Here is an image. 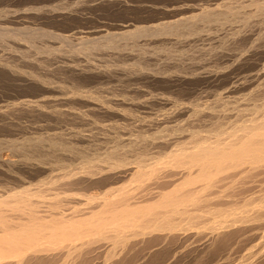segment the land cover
<instances>
[{
	"label": "rangeland",
	"instance_id": "374dc122",
	"mask_svg": "<svg viewBox=\"0 0 264 264\" xmlns=\"http://www.w3.org/2000/svg\"><path fill=\"white\" fill-rule=\"evenodd\" d=\"M222 1L221 0H203V1L202 0L200 1L199 0H188V1L187 0H0V66L2 68V69L0 68V105L1 106L5 105V107L8 106L11 109V111H9L11 113H7L8 116L6 114L3 116L0 115V160H1L0 164H2L1 165L2 169L0 167V195L4 194V196L5 195L7 196L9 195V193L11 194V192L14 191L15 189L17 191H20V189L23 190L25 188L26 189L29 188L28 190L30 191L33 190L37 192L41 188L42 194L46 195L47 193V196H45L46 198H53V197L55 198V196L58 194L60 196L57 195L56 197L58 198L60 197V200L63 199L61 200L62 202L64 201L68 202V203L64 202V204L67 205L70 204L68 206L78 207V209H80L81 207L83 209V207L85 208V206L83 205L88 202L87 196L88 197L97 196L100 194V191L102 192V189L98 188V186L92 187L90 186L89 183H88L89 186H87L88 185L87 183H85L87 185H84L83 183L77 185V187L74 186L75 188L74 187L71 188L68 185V182L66 183L67 180L65 179L68 173L71 174L72 178L78 176L77 178L80 179L82 177L79 176H83L84 173L90 169L95 170L100 168L102 169L104 167L103 169H105V171H108L110 170L108 168L112 166L116 161H118L117 159L123 158V155H124V159L127 158L125 159L126 161L129 160V164L131 167L134 166V163H136L135 161L138 162L139 157L142 158L144 156H145L144 159H146L147 162L159 163V161H161L160 159H162L164 162V159L167 160V158L165 156L163 158L162 157L159 158V156L162 155L168 156L169 151L173 150L170 149L171 147L168 145L165 144L161 145L159 141H162L165 138L167 140L170 139L173 140L172 137H174L175 139L181 136L180 138H183L181 140L182 141L181 144L182 143L186 144L187 142L185 141H189L188 138L190 136L189 134H192L191 132L196 131V129H197L196 133H199V135H202L203 137L208 136V139L209 136L212 137L210 139L216 138L215 136L226 137V135H228L231 129L232 128L234 129V127H235L234 131H237L239 127L243 126L244 123H246L245 125L253 124V123H249L251 122L250 119L253 122H254L253 119H255L256 122H259L260 119L262 120L264 118V114H263L264 108L262 107L263 105L261 104V103L264 104V89H263L264 87L263 85L264 84V77H263L264 76L263 75L264 74L263 73L264 71L263 70L264 0L261 1L259 0V3H254L255 5L248 1L247 3L245 2L246 4L244 5L243 4L238 5L237 3L229 2V0H226L227 2L224 0ZM225 2L227 6L226 4H224ZM186 5L188 7L196 6L197 9L191 10ZM222 5L225 7H223ZM251 5H253V7ZM254 6H256V8ZM222 8H224V10ZM233 8H235L236 10L233 11L234 10ZM208 9H210L211 11ZM207 10L209 11L208 16H207L208 13ZM229 10L231 11L230 14L232 13L231 15L228 12ZM214 11L216 12L215 14H213ZM236 11L238 12L236 13ZM239 12L242 14V16ZM260 13L262 16L260 15ZM200 15L202 16V18L200 17ZM203 15H205V18H203L204 17ZM233 16L235 17V19H233L234 18ZM258 16H260L261 18H259ZM241 20H243V22H241ZM187 21L188 22L190 21L191 23L190 22L188 23ZM217 21L218 23L216 24L215 22ZM167 24L169 26H175L177 24L176 28L179 29L180 27V29L179 30L176 29L177 30L176 33H178L179 35H177L176 33L174 35H165V34L163 35L156 33L157 34L156 35L154 33L151 34V33L141 32L142 29H147V28L153 29V27L162 28L165 25L167 26ZM179 24H181L182 26ZM124 27H128V28H124ZM137 30L140 31L137 32ZM217 31L219 35L217 34ZM98 44L101 46H99ZM237 57L239 58L240 61L238 60ZM234 60L236 63L234 62ZM259 71H261L262 76L256 77L255 74H258ZM216 72L219 73V75H216L217 74ZM212 73L215 74V77L214 75H212ZM251 74L255 76L250 77ZM238 80L240 81V83ZM242 84L245 86H243ZM257 86L259 88H262L261 89L262 92L259 90V88H257V91H254ZM228 88L231 89L232 92L231 91L228 93L224 92L227 91ZM253 91L255 93H253ZM249 92L252 93L250 94ZM222 93L226 94L227 96L226 95L222 96ZM228 94L229 95L231 94V99L230 98L228 99V97H230ZM82 95H84L83 98ZM154 97H156L157 99H155ZM219 97L220 99L218 101V99L216 98ZM223 97H225L226 100ZM244 97L245 98L248 97V98L245 99ZM168 98H169V102H167ZM221 98H223V100ZM228 100L230 101L228 102ZM23 101L24 103L27 102L29 103V101H32L33 105L35 104L37 105L38 103L37 106L42 113L40 111H38L39 113H37V111L34 110L32 111V109H22L23 107L22 108L16 107L17 104L23 103ZM96 101L98 105H100L99 108ZM226 101L228 105L226 104ZM231 101L233 102L231 103ZM234 102L236 105L233 104ZM247 102H250V104L248 105ZM92 103L95 105H93ZM242 103L244 104V106ZM134 104H136V106ZM176 105L178 106V108ZM205 105H209V106H205ZM15 107L18 109H16ZM92 109L93 110L97 109V110L93 111ZM20 110L22 112H20ZM55 110L58 111L57 113L59 112L62 113L56 114ZM87 110L89 113L86 112ZM100 110L102 111L100 112ZM106 110L110 112H107ZM116 110L118 111L120 110L121 111L119 112L120 114ZM239 110L242 111L243 114ZM248 110H250L251 112ZM253 111H255L254 114ZM193 112L194 114L196 113L195 116L197 118L194 117ZM189 118H193V119H189ZM222 118L224 120H222ZM242 119L245 121H243ZM160 120L162 122H160ZM163 120L164 122H166V124L163 123ZM157 121L160 122L159 123L160 126H158L159 124L157 123ZM197 122L199 124L196 125ZM214 123L216 125H218L219 123V125L215 126ZM236 123H239L241 126L239 124L236 125ZM95 124L96 125L98 124L99 126L98 125L96 126ZM163 128L165 129V131ZM210 128L212 131L210 130ZM186 131H188L189 133ZM234 131L232 130V132ZM224 132L227 134H224ZM77 133H80L79 135H81L83 138L79 137ZM158 133H160L161 135ZM155 135L160 140H158L155 137ZM144 137H146L147 139H145ZM148 137L152 138L153 141ZM161 138L163 139L161 140ZM119 139H121V141ZM34 140L35 142H33ZM38 141H40L41 143ZM145 141H147L149 146L145 145L146 144ZM154 141L157 142L158 144L155 143ZM191 142L187 143V145L190 144ZM129 143H131L132 145ZM124 144L125 146L126 145L128 146L124 147ZM151 144L154 146H152ZM35 145H37L38 147ZM116 145H118V147ZM155 145L157 146V148H155L156 147ZM158 145L161 146L162 148L159 147ZM175 145H177V143ZM174 146H172V148L174 149L179 148L178 145H177L178 147H174ZM128 147L130 148L131 153L130 151H128L129 150ZM119 151H120V155L117 158L116 156L118 155L117 153H119ZM96 152H98V154ZM125 155L126 156L128 155V157H125ZM154 156H158V157L154 158ZM102 158L104 159L102 160ZM153 158L157 161H158L157 158H159V161L154 162L155 160H153ZM37 159L38 162L40 161L41 163H38ZM123 169L124 167L123 168L121 167V169L119 168V170H123ZM64 172L66 173V175ZM68 178H70V176L69 177L67 176V179ZM130 179L131 178H128V181ZM131 181L133 180L131 179L129 183ZM36 182L37 183L39 182L38 185ZM122 182H127V178L121 181V183ZM121 183L118 184L119 187ZM124 184L125 183H123L121 186H125L126 184H128V182L125 185ZM130 184L133 185L134 183L131 182ZM130 184L128 185L130 186ZM78 194L80 196H78ZM76 197L78 198L75 199ZM83 199L86 200L87 202L83 201ZM75 201L78 203H76ZM69 202H73V203H69ZM89 203L91 204V202ZM94 203L98 205V201H95ZM77 204L80 205L83 204V205L82 206L79 205L80 206L79 207ZM90 206L91 207L93 206L92 208L96 207L92 204ZM73 209L74 208H72V210ZM87 209L88 211L92 210L91 208H86L85 210L83 209L82 212H80L81 211L80 210L79 213L77 214L75 213V215L82 214L84 213V211L88 212ZM72 210H70V212ZM8 214H10V212H8ZM12 214L13 213L10 214L11 217ZM73 215L74 213L70 214V216ZM19 216L20 215L18 213V215L17 216L15 215L14 217L17 218ZM229 220L231 221L230 218ZM129 237H128L129 241H127L129 242V244L126 242L128 245L127 244L122 245V248L124 249L125 252H126L125 249H127V252L129 250L130 253L123 252L122 251L123 249L121 248L120 245L118 246L113 245L114 247L111 248L112 243H109L108 248L110 249V253L114 251L115 252L114 254L111 253L108 256L104 252V254H101L104 257L98 254L97 257L93 258L94 260L91 259L83 260L86 261L84 263L83 261H81L82 259H76L77 257L75 255H74L75 257L69 259L72 260V262L68 260L67 261L64 260V261L66 263L70 262L67 264H72V263L73 264L76 263L104 264L105 262L107 263L108 260L110 259L111 260L107 264H169V263L170 264H218V262L219 264L220 263L226 264L227 262H229L227 264H236L238 262L240 264H245L248 262V260H250L248 263H252L251 260L253 259L254 264H258V263L264 264L263 261L264 258H262L264 252L261 253L262 250H264V247H262V245L264 246V242L262 241L263 243L261 242L259 243L260 244L259 245L258 244L259 240L255 241L257 242L255 243L253 240L252 241H250L251 239L246 240L247 239L246 237L245 239L244 236L238 234L236 238L237 241L234 238L236 237V235L232 237V240L229 239L226 240L227 242L229 241L230 244L232 242L233 243L235 242V245L233 243L232 245L227 243L225 248L224 244L226 241L223 242L224 244L220 242L218 245L222 244L221 246L216 245L213 247H208L211 249V251L210 249L205 248L199 251H194L195 254L191 250L192 249L191 248V249H187L184 252L187 253L188 255L187 254L184 255L183 252L182 253L177 252L179 250H176V247L174 245L169 246L170 250L168 249L167 245L166 247L162 245L161 248L160 246H154L156 244L155 241H153L152 244V239L149 240L148 238L145 240L148 242V244L147 242L144 241L140 243L141 244L140 246L139 242H137V240L141 238L140 236H139L140 238L139 237L138 239L136 238L135 241L133 235L132 236L129 235ZM243 238L244 240H242ZM245 240L247 241V243L244 242ZM240 241H242L241 245H239ZM97 242L99 243V241H95L92 243L93 245L95 244L96 246V244H98ZM131 242H133L134 244H132ZM92 243L90 242L89 244V242H85L84 244H80L81 245L80 253L84 254L87 251L86 249L90 250L89 246H87V248L85 247L86 245L88 244L91 245ZM144 243H146L145 244L146 246L145 245L142 246ZM131 244L133 246L135 245V250H133L134 247ZM256 244H258L257 247L259 246L258 249L260 247L263 249L261 250L260 248V250H258L256 247L252 248L254 247L253 245L256 246ZM233 245L234 247H236L235 249L234 247H232ZM163 246L165 249L163 248ZM229 246H231L230 249ZM136 247H140V248L136 249ZM152 247H154V250L155 249L157 250V248L160 249L154 251L152 250ZM172 247H174L175 249ZM215 247L216 249L218 248L217 251L219 252L213 250L215 249ZM145 248L148 251H146ZM149 248L152 250V252ZM222 249L223 250L225 249L226 251L224 250L225 251L224 252ZM245 249L246 250L248 249L247 251L249 252L251 250L253 251L254 249L256 250V252L255 251L250 252L252 255V259H248L251 257V255L249 254L250 257H248L247 254V256L245 255L247 257V260H245L246 257L244 258L243 256L247 252ZM202 250H204V252ZM121 251L123 252L122 255L120 254ZM243 251L245 253H243ZM192 252L193 254H191ZM257 252L260 254L258 255ZM118 254H120L121 257H119ZM225 254L228 255L226 256ZM105 255L109 259L105 258L106 257ZM110 255L112 256L110 257ZM257 255L258 256L261 255V257L260 258L256 257ZM224 256L227 258H225ZM253 256L256 258L255 260H257L258 262L254 260ZM241 258H243L244 260ZM237 259L238 261H236ZM240 259L243 262L239 261ZM226 260L227 262H224ZM8 261L12 262L14 260H8ZM53 261L54 260H52V262ZM56 261L58 260H55L54 264H56ZM48 262L50 263L47 264H53L50 260H48ZM59 262L60 263L57 262V264H66L65 262H63V260L62 261L59 260Z\"/></svg>",
	"mask_w": 264,
	"mask_h": 264
},
{
	"label": "bare ground",
	"instance_id": "6f19581e",
	"mask_svg": "<svg viewBox=\"0 0 264 264\" xmlns=\"http://www.w3.org/2000/svg\"><path fill=\"white\" fill-rule=\"evenodd\" d=\"M188 1V0H187ZM200 1V0H199ZM203 1V0H202ZM222 1V0H221ZM226 1V0H224ZM248 2L254 4L259 3V0H229V2L237 3L238 5H244ZM261 1V0H260ZM186 2V1H185ZM220 2V1H219ZM227 2V1H226ZM226 2L224 4H226ZM246 2V3H245ZM200 3V2H199ZM223 3V1H222ZM263 3V2H262ZM229 4V3H228ZM264 4V3H263ZM192 5V4H191ZM202 5V4H201ZM235 5V4H234ZM237 5V6H238ZM255 5V4H254ZM187 6V5H186ZM218 6V5H217ZM223 6V5H222ZM227 6V4H226ZM249 6V5H247ZM253 7V5H251ZM250 6V7H251ZM261 6V5H260ZM188 7V6H187ZM186 7V8H187ZM225 7V6H223ZM233 7V6H232ZM235 7V6H234ZM241 7V6H240ZM243 7V6H242ZM245 7V6H244ZM249 7V8H250ZM256 8V6H254ZM259 7V6H257ZM185 8V7H184ZM191 10L197 9L196 6H189ZM220 8V6H219ZM229 8V7H228ZM262 8V7H261ZM177 9V8H176ZM205 9V8H204ZM217 9V7H216ZM224 10V8H222ZM232 9V8H231ZM230 9V10H231ZM235 11L236 9L233 8ZM245 9V8H244ZM187 10V9H186ZM199 10V9H198ZM206 10V9H205ZM210 10V9H208ZM207 10V16L209 14V11ZM215 10V9H214ZM219 10V9H218ZM228 11L229 14L231 11ZM238 10V9H237ZM241 10V8H240ZM257 10V9H255ZM263 10V9H262ZM261 10V12H262ZM179 11V10H178ZM211 11V10H210ZM217 11V10H216ZM205 12V11H203ZM222 12V10H221ZM238 11H236L237 13ZM244 12V11H243ZM250 12V11H249ZM3 13V12H2ZM1 13V14H2ZM200 13V12H199ZM205 13V14H206ZM216 12L214 11L213 14ZM218 13V12H217ZM224 13V12H223ZM235 13V12H234ZM240 13V12H239ZM204 14V13H203ZM212 14V13H211ZM212 14V15H213ZM232 14V13H231ZM230 14V15H231ZM241 14V13H240ZM239 14V16H240ZM253 14V13H252ZM255 14V13H254ZM199 15V14H198ZM202 15V14H201ZM200 17L202 18V16ZM217 15V14H216ZM229 15V16H230ZM237 15V14H236ZM244 15V14H243ZM257 15V14H256ZM255 15V16H256ZM261 15V13H260ZM6 16V15H5ZM205 18V15H203ZM226 16V15H225ZM242 16V14H241ZM245 16V15H244ZM262 16V15H261ZM234 17V16H233ZM251 17V16H250ZM254 17V16H253ZM261 18L260 16H258ZM198 18V17H197ZM210 18V16H209ZM213 18V17H212ZM219 18V16H218ZM237 18V17H236ZM199 19V18H198ZM235 19V17L233 18ZM254 19V18H253ZM189 20V18H188ZM192 20V19H191ZM204 21V20H203ZM227 21V20H226ZM235 21V20H234ZM232 21V22H234ZM239 21V20H238ZM184 22V21H183ZM188 22V21H187ZM190 22V21H189ZM188 22V23H189ZM196 22V20H195ZM198 22V20H197ZM205 22V21H204ZM240 22V21H239ZM243 22V20H241ZM191 23V22H190ZM216 24L218 23L215 22ZM246 23V21H245ZM248 23V21H247ZM263 23V22H262ZM193 24V23H192ZM191 24V25H192ZM259 24V23H258ZM130 25V24H129ZM160 25V24H159ZM171 25V24H170ZM173 25V24H172ZM177 25V24H176ZM175 26H167L154 28L153 29H142L141 32L143 33H154V34H165V35H174L177 30ZM181 25V24H179ZM154 26V25H153ZM158 26V25H157ZM182 26V25H181ZM207 26V25H206ZM215 26V25H214ZM228 26V25H227ZM246 26V25H244ZM175 27V28H174ZM184 27V26H183ZM186 27V25H185ZM184 27V28H185ZM190 27V26H189ZM209 27V26H208ZM257 27V26H256ZM128 28V27H124ZM123 28V29H124ZM139 28V27H138ZM183 28V29H184ZM193 28V27H192ZM207 28V27H206ZM221 28V27H220ZM137 29V28H136ZM177 29V30H176ZM187 29V28H186ZM191 29V28H190ZM201 29V28H200ZM196 30V29H195ZM254 30V29H253ZM140 31V30H139ZM137 30V32H139ZM187 31V30H186ZM198 31V30H197ZM224 31V30H223ZM126 32V31H125ZM129 32V31H128ZM136 32V31H135ZM140 32V33H141ZM225 32V31H224ZM235 32V31H234ZM251 32V31H250ZM249 32V33H250ZM264 32V31H263ZM122 33V32H121ZM139 33V35H140ZM184 33V32H183ZM196 33V31H195ZM199 33V32H198ZM201 33V32H200ZM205 33V32H204ZM208 33V32H207ZM214 33V32H213ZM156 34V35H157ZM179 35L178 33H176ZM191 34V33H190ZM212 34V33H211ZM218 34V31H217ZM228 34V33H227ZM129 35V34H128ZM136 35V34H135ZM142 35V34H141ZM203 35V34H202ZM207 35V34H206ZM204 35V36H206ZM219 35V34H218ZM233 35V34H232ZM258 35V34H257ZM261 35V34H260ZM79 36V35H78ZM123 36V35H122ZM126 36V35H125ZM182 36V35H180ZM184 36V35H183ZM186 36V35H185ZM191 36V35H190ZM212 36V35H210ZM143 37V36H142ZM198 37V36H196ZM181 38V37H180ZM195 38V37H194ZM215 38V37H214ZM213 38V39H214ZM234 38V37H233ZM238 38V37H237ZM258 38V37H257ZM260 38V36H259ZM202 39V38H201ZM206 39V38H205ZM212 39V38H211ZM221 39V38H220ZM235 40V39H234ZM260 40V39H259ZM255 41V40H254ZM261 41V40H260ZM138 42V41H137ZM196 42V41H195ZM214 42V41H213ZM211 43V42H210ZM226 43V42H225ZM99 45V44H98ZM211 45V44H210ZM226 45V44H225ZM252 45V43H251ZM96 46V45H95ZM101 46V45H99ZM151 46V45H150ZM105 47V45H104ZM128 47V46H127ZM130 47V46H129ZM198 47V46H197ZM217 47V46H216ZM99 48V47H98ZM110 48V47H109ZM171 48V47H170ZM211 48V47H210ZM92 49V48H91ZM95 49V47H94ZM101 49V48H100ZM99 49V50H100ZM112 49V48H111ZM116 49V48H114ZM132 49V48H131ZM223 49V48H222ZM170 50V49H169ZM224 50V49H223ZM91 51V50H89ZM94 51V50H93ZM143 51V50H142ZM164 51V50H163ZM168 51V50H167ZM171 51V50H170ZM227 52V51H226ZM134 53V52H133ZM176 53V52H175ZM180 53V52H179ZM185 53V51H184ZM215 53V52H214ZM224 53V52H223ZM85 54V53H84ZM88 54V53H87ZM138 54V53H137ZM141 54V53H140ZM171 54V53H170ZM218 54V53H217ZM240 54V53H239ZM243 54V53H242ZM125 55V54H124ZM144 55V53H143ZM162 55V54H161ZM225 55V54H224ZM223 55V56H224ZM230 55V54H229ZM84 56V55H83ZM95 56V55H94ZM193 56V55H192ZM243 56V55H242ZM145 57V56H144ZM170 57V55H169ZM244 57V56H243ZM143 58V57H142ZM233 58V57H232ZM238 58V57H237ZM97 59V58H96ZM145 59V58H144ZM178 59V58H177ZM141 60V59H140ZM239 60V58H238ZM244 60V59H243ZM246 60V59H245ZM139 61V60H138ZM143 61V60H142ZM167 61V60H166ZM169 61V60H168ZM240 61V60H239ZM99 62V61H98ZM205 62V61H204ZM235 62V60H234ZM233 62V63H234ZM166 63V62H165ZM175 63V62H173ZM198 63V62H197ZM207 63V62H206ZM210 63V62H209ZM229 63V62H228ZM236 63V62H235ZM244 63V62H243ZM242 63V64H243ZM164 64V63H163ZM226 64V63H225ZM230 64V63H229ZM192 65V64H191ZM202 65V63H201ZM62 66V65H61ZM193 66V65H192ZM134 67V66H133ZM229 67V66H228ZM231 67V66H230ZM233 67V65H232ZM1 68V66H0ZM103 68V67H102ZM117 68V67H116ZM135 68V67H134ZM2 69V68H1ZM70 69V68H69ZM79 69V68H78ZM7 70V69H6ZM74 70V69H73ZM147 70V69H146ZM224 70V69H223ZM264 70V67H263ZM72 71V70H71ZM83 71V70H82ZM99 71V70H98ZM189 71V70H188ZM210 71V70H209ZM229 71V70H227ZM255 71V70H254ZM10 72V71H9ZM103 72V71H102ZM108 72V71H107ZM116 72V71H115ZM142 72V71H141ZM212 72V71H211ZM221 72V71H219ZM15 73V72H14ZM136 73V72H135ZM164 73V72H163ZM217 73V72H216ZM258 73V72H256ZM264 73V71H263ZM12 74V73H11ZM126 74V73H125ZM129 74V73H128ZM134 74V73H133ZM13 75V74H12ZM93 75V74H92ZM172 75V74H171ZM202 75V74H201ZM209 75V74H208ZM212 75L215 74L212 73ZM216 75H219L217 73ZM225 75V74H224ZM256 77H260L261 71H259L258 74H255ZM255 75H252L250 77H254ZM264 75V74H263ZM96 76V75H95ZM144 76V75H143ZM197 76V75H196ZM211 76V75H210ZM242 76V75H241ZM21 77V76H20ZM133 77V76H132ZM162 77V76H161ZM181 77V76H180ZM199 77V76H198ZM196 77V78H198ZM203 77V76H202ZM201 77V78H202ZM209 77V76H208ZM264 77V76H263ZM158 78V77H157ZM184 78V77H183ZM195 78V77H194ZM192 78V79H194ZM200 78V77H199ZM210 78V77H209ZM242 78V77H241ZM98 79V78H97ZM112 79V78H111ZM147 79V78H146ZM185 79V78H184ZM253 79V78H252ZM255 79V78H254ZM259 79V78H258ZM257 79V80H258ZM110 80V79H109ZM124 80V79H123ZM240 80V78H239ZM238 80V81H239ZM260 80V79H259ZM24 81V80H23ZM180 81V80H179ZM237 81V83H238ZM245 81V80H244ZM248 81V80H247ZM236 82V80H235ZM242 82V81H241ZM253 82V81H252ZM256 82V81H255ZM262 82V81H261ZM240 83V81H239ZM244 83V82H243ZM259 83V81H258ZM45 84V83H44ZM232 85V83H231ZM236 85V83H235ZM240 85V84H238ZM243 85V84H242ZM249 85V83H248ZM264 85V84H263ZM45 86V85H44ZM117 86V85H116ZM234 86V85H233ZM245 86V85H243ZM235 87V86H234ZM237 87V85H236ZM261 87V86H260ZM242 88V87H241ZM244 88V87H243ZM258 86L252 90L257 91ZM141 89V88H140ZM262 88H259L261 91ZM264 89V87H263ZM90 90V89H89ZM99 90V89H98ZM227 90V89H226ZM233 90V89H232ZM247 90V89H246ZM251 90V88H250ZM57 91V90H56ZM140 91V90H139ZM231 89L228 88L227 91L224 92H230ZM243 91V90H242ZM253 91V93H255ZM80 92V91H78ZM83 92V91H82ZM137 92V91H136ZM143 92V91H142ZM218 92V91H217ZM232 92V91H231ZM262 92V91H261ZM89 93V92H88ZM234 93V92H233ZM250 93V92H249ZM248 93V94H249ZM252 93V92H251ZM250 93V94H251ZM77 94V93H76ZM81 94V93H80ZM86 94V93H85ZM150 94V93H149ZM221 94V93H220ZM87 95V94H86ZM122 95V94H121ZM144 95V94H143ZM174 95V94H173ZM226 95L222 93V96ZM229 95V94H228ZM253 95V94H252ZM262 95V94H261ZM81 96V95H80ZM150 96V95H149ZM161 96V95H160ZM159 96V97H160ZM203 96V95H202ZM221 96V97H222ZM227 96V95H226ZM225 96V97H226ZM228 99H231V94L229 95ZM246 96V95H245ZM249 96V95H248ZM251 96V95H250ZM256 96V95H255ZM263 96V95H262ZM84 95H82V98ZM88 97V96H87ZM86 97V98H87ZM223 97L225 100L226 98ZM260 97V96H258ZM75 98V97H74ZM102 98V97H101ZM148 98V97H146ZM145 98V100H146ZM157 99L156 97H154ZM161 98V97H160ZM167 98V97H166ZM165 98V99H166ZM223 98H221L223 100ZM245 98V97H244ZM243 98V99H244ZM248 98V97H247ZM245 98V99H247ZM253 98V97H252ZM34 99V98H33ZM56 99V98H55ZM59 99V98H58ZM64 99V98H63ZM80 99V98H79ZM90 99V98H89ZM121 99V98H119ZM152 99V98H151ZM220 99L219 98H216ZM233 99V98H232ZM237 99V98H235ZM241 99V98H240ZM242 99V100H243ZM251 99V98H250ZM46 100V98H45ZM52 100V99H51ZM54 100V99H53ZM65 100V99H64ZM69 100V99H68ZM100 100V99H99ZM115 100V98H114ZM144 100V99H143ZM160 100V99H159ZM196 100V99H195ZM200 100V99H199ZM202 100V99H201ZM27 101V100H26ZM34 101V100H33ZM41 101V100H40ZM55 101V100H54ZM57 101V100H56ZM85 101V99H84ZM93 101V100H92ZM98 101V100H97ZM96 101V103H97ZM117 101V100H116ZM115 101V102H116ZM124 101V100H123ZM129 101V100H128ZM154 101V100H153ZM230 100H228L229 102ZM234 101V100H233ZM231 101V103L233 102ZM241 101V100H240ZM18 102V101H17ZM36 102V101H35ZM134 102V101H133ZM146 102V101H145ZM156 102V101H155ZM169 102V98L167 100ZM208 102V101H207ZM222 102V101H221ZM238 102V101H237ZM236 102V103H237ZM245 102V101H244ZM259 102V101H258ZM28 103V102H27ZM20 103L17 104L16 107L22 108V109H32V111H40L37 105H33L32 101H29V103ZM95 103V102H94ZM143 103V101H142ZM150 103V102H149ZM152 103V102H151ZM172 103V102H171ZM170 103V104H171ZM175 103V102H174ZM248 105L250 102H247ZM252 103V102H251ZM93 104V103H92ZM105 104V103H104ZM109 104V103H107ZM106 104V105H107ZM115 104V103H114ZM132 104V103H131ZM140 104V103H139ZM138 104V105H139ZM168 104V103H167ZM179 104V103H178ZM199 104V103H198ZM226 104L228 105L227 101ZM235 104V102L233 103ZM232 104V105H233ZM243 104V103H242ZM254 104V103H253ZM257 104V103H255ZM264 108V104L261 103ZM13 105V104H12ZM11 105V106H12ZM87 105V104H86ZM95 105V104H93ZM98 105V103H97ZM125 105V104H124ZM130 105V103H129ZM136 106V104H134ZM132 105V106H134ZM147 105V104H146ZM192 105V104H191ZM224 105V104H223ZM226 105V106H227ZM236 105V104H235ZM1 106V105H0ZM14 106V105H13ZM77 106V105H76ZM103 106V105H102ZM113 106V105H112ZM141 106V105H140ZM144 106V105H143ZM177 106V105H176ZM197 106V105H196ZM202 106V105H199ZM209 106V105H205ZM230 106V105H229ZM239 106V105H237ZM236 106V107H237ZM244 106V104H243ZM246 106V105H245ZM253 106V105H252ZM256 106V105H255ZM260 106V105H259ZM15 107V108H16ZM91 107V106H90ZM100 105H98V108ZM114 107V106H113ZM194 107V106H193ZM204 107V105H203ZM222 107V106H221ZM235 107V106H234ZM250 107V106H249ZM16 108V109H18ZM53 108V107H51ZM65 108V107H64ZM92 108V107H91ZM94 108V107H93ZM97 108V107H96ZM139 108V107H138ZM163 108V107H162ZM178 108V106H177ZM183 108V107H182ZM210 108V107H209ZM220 108V107H219ZM224 108V107H223ZM231 108V107H230ZM238 108V107H237ZM258 108V107H257ZM13 109V108H12ZM21 109V110H22ZM45 109V108H44ZM104 109V108H101ZM118 109V108H117ZM122 109V108H121ZM172 109V108H171ZM181 109V108H180ZM184 109V108H183ZM194 109V108H193ZM192 109V110H193ZM199 109V108H198ZM201 109V108H200ZM206 109V108H205ZM208 109V108H207ZM227 109V107H226ZM242 109V108H241ZM259 109V108H258ZM262 109V108H261ZM20 110V112H22ZM90 110V109H89ZM93 110V109H92ZM91 110V111H92ZM97 110V109H95ZM93 110V111H95ZM99 110V109H98ZM108 110V109H107ZM106 110V111H107ZM110 110V109H109ZM166 110V109H165ZM164 110V111H165ZM177 110V109H176ZM233 110V109H232ZM238 110V109H237ZM246 110V109H245ZM251 110V108H250ZM248 110V111H250ZM11 109L7 106H1L0 107V115H7ZM43 111V109H42ZM46 111V110H45ZM62 111V110H61ZM69 111V110H68ZM102 110H100L101 112ZM118 111V110H116ZM152 111V110H151ZM174 111V110H173ZM194 111V110H193ZM220 111V110H218ZM222 111V110H221ZM228 111V110H226ZM230 111V110H229ZM240 111V110H239ZM257 111V109H256ZM259 111V110H258ZM41 112V111H40ZM47 112V111H46ZM58 111L55 110L56 114H61L62 112L57 113ZM88 112V110L86 111ZM97 112V111H96ZM110 112V111H107ZM106 112V113H107ZM112 112V110H111ZM121 112L120 110L118 113ZM125 112V111H124ZM188 112V111H187ZM190 112V110H189ZM196 112V110H195ZM233 112V111H232ZM242 113V111H240ZM246 112V111H245ZM251 112V111H250ZM255 111H253L254 114ZM42 113V112H41ZM44 113V112H43ZM53 113V112H52ZM50 113V114H52ZM64 113V112H63ZM69 113V112H68ZM72 113V111H71ZM89 113V112H88ZM114 113V111H113ZM163 113V112H162ZM175 113V112H174ZM178 113V112H177ZM181 113V112H180ZM202 113V112H201ZM208 113V112H207ZM231 113V112H230ZM229 113V115H230ZM238 113V112H236ZM249 113V112H248ZM34 114V113H33ZM87 114V113H86ZM120 114V113H119ZM122 114V113H121ZM153 114V113H152ZM168 114V112H167ZM172 114V113H171ZM170 114V115H171ZM194 114V112H193ZM196 114V113H195ZM194 114V117H196ZM220 114V113H219ZM223 114V113H222ZM228 114V113H227ZM243 114V113H242ZM245 114V113H244ZM256 114V113H255ZM259 114V113H258ZM261 114V112H260ZM264 114V113H263ZM27 115V114H26ZM49 115V114H48ZM63 115V114H62ZM70 115V114H69ZM103 115V114H102ZM101 115V116H102ZM129 115V114H128ZM163 115V114H162ZM169 115V117H170ZM173 115V114H172ZM202 115V114H201ZM206 115V113H205ZM210 115V114H209ZM212 115V114H211ZM218 115V114H217ZM236 115V114H235ZM249 115V114H248ZM1 116V117H2ZM8 116V115H7ZM112 116V115H111ZM158 116V115H157ZM186 116V115H184ZM191 116V115H190ZM189 116V117H190ZM203 116V115H202ZM201 116V117H202ZM216 116V115H215ZM247 116V115H246ZM253 116V115H252ZM5 117V116H4ZM49 117V116H48ZM84 117V116H83ZM109 117V116H108ZM118 117V116H116ZM163 117V116H162ZM172 117V116H171ZM224 117V116H223ZM245 117V116H244ZM8 118V117H7ZM143 118V117H142ZM153 118V117H151ZM155 118V117H154ZM168 118V117H167ZM197 118V117H196ZM195 118V119H196ZM204 118V117H203ZM208 118V116H207ZM216 118V117H215ZM220 118V117H219ZM240 118V117H239ZM261 118V117H260ZM259 118V119H260ZM263 118V117H262ZM85 119V118H84ZM111 119V118H110ZM135 119V118H134ZM193 119V118H189ZM214 119V118H213ZM227 119V118H225ZM253 119V118H252ZM258 119V120H259ZM149 120V119H148ZM153 120V119H152ZM168 120V119H167ZM198 120V119H197ZM203 120V119H202ZM205 120V119H204ZM218 120V119H216ZM222 120H224L222 118ZM230 120V119H229ZM241 120V119H240ZM243 120V119H242ZM254 122L250 119L253 123L251 125H245L239 127V129L235 130L232 128L231 133L229 132L226 137H218L210 139L212 137L208 136L203 137L202 135H199V133L196 131H192V134H189L190 136L189 141H185L187 143L191 142L187 145V143H182L181 140L183 138H173V140H167L166 138L159 141L161 145L165 144L170 146V149H173L169 151L168 156L162 155L159 156V158H163L164 156L167 158V160L164 159V162L162 159L161 161H158L159 163H151L147 162L144 157L138 159V162L135 161L134 166H130L129 160L126 161L123 158L117 159L112 166H110L108 171H105V169H90L84 173L86 176H79L82 178H72L71 174L66 175V183L68 182V185L73 188L74 186L77 187L79 184L87 185L88 183L92 187L98 186V188L102 189V192L100 191V194L97 196H87V203H83L82 205L85 206L83 209L91 208L92 210L87 211L75 215V213L82 212V208L80 204H77L78 207H70L68 205L70 204H64L62 202L60 197L55 198H46V195L42 194L41 188L39 191L31 192L28 190L29 188H24L23 190L20 189V191H17L16 189L9 195L1 194L0 195V264H47L50 263L48 260L52 262V260H59L70 261V258L77 257L76 259H82L83 260H94V257H97L98 254L102 256L101 254L106 253V255L109 256L111 253H115L114 251L110 253L109 243H112L111 248L114 246L120 245L122 248V245L129 244V235H133L139 242H144L146 239L149 238L155 241L154 246H162L164 245L168 247L174 245L176 247V250H179L177 252L184 253L187 249H191L194 251H199L201 249H205L208 247L213 246H221L218 245L220 242H225L226 240H232V237L235 239L238 235L244 236L246 240L250 241H258V244L262 241L264 242V118L259 122H256L255 119H253ZM257 120V121H258ZM138 121V120H137ZM140 121V120H139ZM145 121V120H144ZM159 121V119H158ZM157 123L159 124L162 122ZM172 121V119H171ZM177 121V120H176ZM193 121V120H192ZM209 121V120H208ZM237 121V120H236ZM245 121V120H243ZM15 122V121H14ZM170 122V121H169ZM183 122V121H182ZM185 122V121H184ZM187 122V121H186ZM207 122V121H206ZM214 122V121H213ZM247 122V121H246ZM163 123L166 124V122ZM172 123V122H171ZM205 123V122H204ZM210 123V122H209ZM222 123V122H221ZM232 123V122H231ZM229 123V124H231ZM112 124V123H111ZM119 124V123H118ZM145 124V123H144ZM164 124V125H165ZM189 124V123H188ZM199 124L198 122L196 125ZM215 124V123H214ZM96 125V124H95ZM98 125V124H97ZM96 125V126H97ZM115 125V124H114ZM126 125V124H125ZM135 125V124H134ZM162 125V124H161ZM174 125V124H173ZM191 125V124H190ZM193 125V124H192ZM205 125V124H204ZM219 125V123H218ZM215 124V126H218ZM233 125V124H232ZM90 126V125H89ZM99 126V125H98ZM107 126V125H106ZM160 126V124L158 125ZM166 126V125H165ZM195 126V125H194ZM210 126V125H209ZM214 126V125H213ZM228 126V125H227ZM24 127V126H23ZM110 127V126H109ZM136 127V126H135ZM138 127V126H137ZM145 127V126H144ZM157 127V126H156ZM155 127V128H156ZM168 127V126H167ZM166 127V128H167ZM174 127V126H173ZM196 127V126H195ZM230 127V126H229ZM111 128V127H110ZM109 128V129H110ZM123 128V127H122ZM141 128V127H140ZM161 128V127H160ZM169 128V127H168ZM172 128V126H171ZM204 128V127H203ZM213 128V127H212ZM220 128V127H219ZM218 128V130H219ZM226 128V126H225ZM68 129V128H67ZM137 129V128H136ZM149 129V128H147ZM164 129V128H163ZM191 129V128H190ZM106 130V129H105ZM139 130V129H138ZM151 130V129H150ZM149 130V131H150ZM159 130V129H158ZM162 130V129H161ZM175 130V129H174ZM180 130V129H179ZM207 130V129H205ZM211 130V128H210ZM217 130V129H216ZM232 130L234 132H232ZM37 131V130H36ZM119 131V130H118ZM140 131V130H139ZM142 131V130H141ZM165 131V129H164ZM163 131V132H164ZM168 131V130H167ZM185 131V130H184ZM209 131V130H208ZM212 131V130H211ZM225 131V130H222ZM220 131V132H222ZM228 131V130H226ZM13 132V131H12ZM76 132V131H75ZM103 132V131H102ZM144 132V131H143ZM159 132V131H157ZM162 132V131H161ZM160 132V133H161ZM174 132V131H173ZM188 132V131H186ZM216 132V131H214ZM158 133V134H160ZM176 133V132H175ZM180 133V131H179ZM184 133V132H183ZM182 133V134H183ZM189 133V132H188ZM207 133V132H206ZM210 133V132H209ZM79 137L83 138L80 133H77ZM133 134V133H132ZM131 134V135H132ZM139 134V132H138ZM224 134H227L224 132ZM91 135V134H90ZM93 135V134H92ZM118 135V134H117ZM116 135V136H117ZM146 135V134H145ZM157 135V134H156ZM155 135V137H156ZM161 135V134H160ZM164 135V134H163ZM169 135V134H168ZM176 135V134H175ZM208 135V134H207ZM217 135V134H215ZM76 136V135H75ZM105 136V135H104ZM141 136V135H140ZM139 136V137H140ZM152 136V135H151ZM57 137V136H55ZM97 137V136H96ZM111 137V136H110ZM129 137V136H128ZM127 137V138H128ZM150 137V136H149ZM148 137V138H149ZM159 137V136H158ZM166 137V136H164ZM169 137V136H167ZM177 137V136H176ZM214 137V135H213ZM76 138V137H75ZM94 138V137H93ZM114 138V137H113ZM125 138V139H127ZM135 138V137H134ZM141 138V137H140ZM147 139L146 137H144ZM157 138V137H156ZM160 138V137H159ZM38 139V138H37ZM138 139V138H137ZM153 141L152 138H149ZM158 139V138H157ZM36 140V139H35ZM35 140L33 142H35ZM49 140V139H48ZM53 140V139H52ZM91 140V139H90ZM104 140V139H103ZM106 140V139H105ZM121 141V139H119ZM118 140V141H119ZM160 140V139H158ZM188 140V139H187ZM37 141V140H36ZM43 141V140H42ZM59 141V140H58ZM68 141V140H67ZM109 141V140H108ZM124 141V140H123ZM122 141V142H123ZM138 141V140H137ZM157 141V140H156ZM180 141V142H179ZM24 142V141H23ZM29 142V141H28ZM40 142V141H38ZM91 142V141H90ZM101 142V141H100ZM104 142V141H103ZM115 142V141H114ZM148 145L147 141H145ZM155 142V141H154ZM41 143V142H40ZM55 143V142H54ZM61 143V142H60ZM65 143V142H64ZM63 143V144H64ZM125 143V142H124ZM132 143V142H131ZM129 143V144H131ZM141 143V142H140ZM144 143V142H143ZM157 143V142H155ZM159 143V144H160ZM177 143L179 148L174 149L172 146H174ZM58 144V143H57ZM142 144V143H141ZM158 144V143H157ZM181 144V145H179ZM25 145V144H24ZM65 145V144H64ZM63 145V146H64ZM67 145V144H66ZM69 145V144H68ZM108 145V144H107ZM132 145V144H131ZM130 145V146H131ZM136 145V144H135ZM139 145V144H138ZM137 145V146H138ZM152 145V144H151ZM175 145L174 147H178ZM32 146V145H31ZM37 146V145H35ZM60 146V145H59ZM105 146V145H104ZM118 147V145H116ZM128 145L124 147H127ZM149 146V145H148ZM154 146V145H152ZM156 146V145H155ZM159 146V145H158ZM181 146V147H180ZM28 147V146H27ZM38 147V146H37ZM62 147V146H61ZM73 147V146H72ZM143 147V146H141ZM147 147V146H146ZM145 147V149H146ZM161 147V146H159ZM158 147V148H159ZM56 148V147H55ZM59 148V147H58ZM71 148V146H70ZM80 148V147H79ZM129 148V147H128ZM157 148V146L155 147ZM162 148V147H161ZM167 148V147H166ZM125 149V148H124ZM133 149V147H132ZM136 149V148H135ZM139 149V148H138ZM144 149V148H143ZM53 150V148H52ZM72 150V149H71ZM101 150V149H100ZM114 150V149H113ZM151 150V149H150ZM163 150V149H162ZM166 150V149H165ZM83 151V150H82ZM117 151V149H116ZM121 151V150H120ZM116 156L118 158V156ZM130 151V148L129 150ZM164 151V150H163ZM168 151V150H167ZM69 152V151H68ZM75 152V151H74ZM100 152V151H99ZM113 152V151H112ZM133 152V151H132ZM146 152V151H145ZM144 152V153H145ZM152 152V151H151ZM155 152V151H154ZM67 153V152H66ZM78 153V152H77ZM98 154V152H96ZM114 153V152H113ZM123 153V152H122ZM126 153V152H124ZM131 153V151H130ZM147 153V152H146ZM149 153V152H148ZM167 153V152H166ZM54 154V153H53ZM107 154V153H106ZM162 154V153H160ZM67 155V154H66ZM79 155V154H78ZM108 155V154H107ZM116 155V154H115ZM114 155V156H115ZM140 155V154H139ZM144 155V154H142ZM39 156V155H38ZM53 156V155H52ZM84 156V155H83ZM89 156V155H88ZM93 156V155H92ZM97 156V155H96ZM122 156V155H121ZM120 156V157H121ZM135 156V155H133ZM65 157V155H64ZM106 157V155H105ZM125 157H128V155ZM158 156H154L156 158ZM34 158V157H33ZM39 158V157H38ZM82 158V157H81ZM87 158V156H86ZM85 158V159H86ZM110 158V156H109ZM114 158V157H111ZM147 158V157H146ZM152 158V157H151ZM153 158V160H155ZM76 159V158H75ZM104 158H102L103 160ZM107 159V158H106ZM116 159V158H115ZM99 160V159H98ZM97 160V161H98ZM112 160V159H111ZM152 160V161H153ZM1 161V160H0ZM35 161V160H34ZM60 161V160H59ZM63 161V160H62ZM88 161V160H87ZM149 161V160H148ZM151 161V160H150ZM155 160L154 162H156ZM157 161V162H158ZM6 162V161H5ZM21 162V161H20ZM38 162V159H37ZM81 162V161H80ZM8 163V162H7ZM35 163V162H34ZM38 163H41L40 161ZM63 163V162H62ZM83 163V161H82ZM89 163V162H88ZM96 163V162H95ZM98 163V162H97ZM108 163V162H107ZM111 163V162H110ZM131 163V162H130ZM5 164V163H4ZM30 164V163H28ZM69 164V163H68ZM76 164V163H75ZM92 164V163H91ZM90 164V165H91ZM133 164V162H132ZM131 164V165H132ZM2 164H0L1 167ZM16 165V164H15ZM50 165V164H49ZM87 165V164H86ZM108 165V164H106ZM31 166V165H30ZM81 166V165H80ZM89 166V165H88ZM100 166V165H99ZM128 166V167H127ZM18 167V166H17ZM40 167V166H39ZM44 167V165H43ZM49 167V166H48ZM69 167V166H68ZM91 167V166H90ZM89 167V168H90ZM102 167V166H101ZM121 167L124 169H121ZM26 168V167H25ZM70 168V167H69ZM87 168V167H85ZM2 169V167H1ZM17 169V168H16ZM31 169V168H30ZM35 170V169H34ZM49 170V169H48ZM78 170V169H77ZM83 170V168H82ZM17 171V170H16ZM44 171V170H43ZM51 171V170H50ZM68 171V170H67ZM32 172V171H31ZM47 172V171H46ZM55 172V171H54ZM15 173V172H14ZM43 173V172H41ZM63 173V174H64ZM75 173V172H74ZM73 173V174H74ZM21 175V174H20ZM27 175V174H26ZM32 175V174H31ZM16 176V175H14ZM22 176V175H21ZM39 176V174H38ZM37 176V177H38ZM67 176L70 178L67 179ZM47 177V176H46ZM52 177V176H51ZM63 177V176H62ZM19 178V177H18ZM49 178V177H48ZM127 178L128 184L133 182L134 184H126L127 182H122L124 179ZM128 178H131L133 181L129 183ZM26 180V179H25ZM41 180V179H40ZM57 180V179H56ZM45 181V180H44ZM65 181V180H64ZM20 182V181H19ZM24 182V181H23ZM27 182V181H26ZM41 182V181H40ZM43 182V181H42ZM47 182V181H46ZM55 182V181H54ZM59 182V181H58ZM37 183V182H36ZM39 183V182H38ZM37 183V185H38ZM53 183V182H52ZM57 183V182H56ZM60 183V182H59ZM58 183V184H59ZM87 183V184H85ZM121 185L125 183V186H118V184ZM34 184V183H33ZM44 184V183H43ZM50 184V183H48ZM55 184V183H54ZM53 184V186H54ZM89 184L87 186H89ZM30 185V184H29ZM83 185V187H84ZM128 185V186H127ZM19 186V185H18ZM22 186V185H21ZM33 186V185H32ZM40 186V185H39ZM46 186V185H45ZM66 186V184H65ZM43 187V186H42ZM74 187V188H75ZM86 187V186H85ZM31 189V188H30ZM33 189V188H32ZM86 189V188H84ZM60 190V189H59ZM62 190V189H61ZM68 190V189H67ZM97 190V189H96ZM69 191V190H68ZM82 191V190H81ZM50 192V191H49ZM52 192V191H51ZM80 192V191H79ZM45 193V192H44ZM53 193V192H52ZM55 193V192H54ZM72 193V192H71ZM96 193V192H95ZM8 194V193H6ZM69 194V193H68ZM86 195V194H85ZM92 195V194H90ZM60 196V195H58ZM76 196V195H75ZM74 196V197H75ZM78 196H80L78 194ZM86 197V196H85ZM67 198V197H66ZM76 197L75 199H77ZM70 199V198H69ZM81 199V198H80ZM79 199V200H80ZM49 201V202H48ZM81 201V200H80ZM82 201V202H83ZM95 201H98V205L94 203ZM76 202V201H75ZM95 208H92L90 203ZM68 203V202H65ZM73 203V202H69ZM78 203V202H76ZM81 203V202H80ZM94 203V204H93ZM47 204V205H45ZM90 204V205H87ZM96 204V205H95ZM67 205V207H66ZM75 205V204H74ZM76 205V206H77ZM88 206V207H87ZM90 206V207H89ZM70 207V208H69ZM72 208H74L71 212ZM8 212L11 213H17L12 214V217ZM19 217L15 218L14 216L18 215ZM73 216H70V214H73ZM231 219V221L229 220ZM228 219V220H226ZM137 236V237H135ZM241 237V236H239ZM238 237V238H239ZM249 237V238H248ZM130 238V237H129ZM244 238L242 240H244ZM244 241L247 243V241ZM99 241L98 244L93 245L92 242ZM237 241V239H236ZM239 241V239H238ZM85 242L92 243L91 245H86L90 247L89 249H86L87 251L83 254L80 253V244H84ZM127 242V243H126ZM147 242V241H145ZM151 242V241H150ZM149 242V243H150ZM232 242V241H231ZM240 241V244L241 245ZM262 242V243H263ZM134 244L133 242H131ZM227 243L229 241L225 242L224 246L226 248ZM233 243V242H232ZM232 243L230 245H232ZM236 243V244H237ZM253 243V242H252ZM251 243V244H252ZM257 243V242H255ZM127 244V245H128ZM131 244V245H132ZM136 244V242H135ZM146 243H144L142 246H144ZM148 244V242H147ZM235 245V242L233 243ZM250 244V245H251ZM254 244V243H253ZM253 245L252 248H257V245ZM80 245V246H79ZM114 245V246H113ZM126 245V246H127ZM138 245V244H137ZM136 245V246H137ZM234 245L232 247H234ZM246 245V244H245ZM260 245V244H259ZM262 245V244H261ZM94 246V247H93ZM133 246V245H132ZM131 246V247H132ZM139 246V245H138ZM141 246V244H140ZM146 246V245H145ZM153 246V245H151ZM163 246V248H164ZM223 246V248H224ZM238 246V245H237ZM88 247V248H89ZM92 247V248H91ZM130 247V248H131ZM133 250H135V245L133 246ZM148 247V246H147ZM262 247H264L262 245ZM129 248V246H128ZM140 248V247H136ZM144 248V247H143ZM156 248V247H155ZM162 248V247H161ZM174 248V247H172ZM220 248V247H219ZM231 246H229V249ZM236 247H234L235 249ZM247 248V247H246ZM250 248V249H252ZM261 248V247H260ZM260 248L258 250H260ZM115 249V248H114ZM123 249V248H122ZM150 249V248H149ZM160 249V248H159ZM157 248V250H159ZM165 249V248H164ZM175 249V248H174ZM210 249V248H208ZM216 249V247H215ZM214 251H217V249ZM249 249V250H250ZM263 248H261L262 250ZM113 250V249H112ZM111 250V251H112ZM122 250L125 253H130V251L127 249ZM132 250V249H131ZM146 251H148L145 248ZM151 250V249H150ZM152 250H154V247H152ZM151 250V252H152ZM156 250V249H155ZM154 250V251H155ZM156 250V251H157ZM173 250V249H172ZM223 250V249H222ZM225 250V249H224ZM223 250V251H224ZM246 250V249H245ZM244 250V251H245ZM248 250V249H247ZM246 250V251H247ZM118 251V250H116ZM121 251V255L122 252ZM175 251V250H174ZM204 252V250H202ZM211 251V249H210ZM226 251V250H225ZM224 251V252H225ZM243 251V253H245ZM253 251L256 252L254 249ZM252 250L250 252H253ZM173 252V251H172ZM176 252V251H175ZM189 252V250H188ZM191 252V251H190ZM193 252L191 254H193ZM202 252V253H203ZM209 252V250H208ZM213 252V251H212ZM219 252V251H217ZM248 252V253H247ZM246 254H244V258L251 253L247 251ZM254 252V253H255ZM261 252V251H258ZM257 252V253H258ZM264 250H262L261 253H263ZM80 253V254H79ZM139 253V252H138ZM170 253V252H169ZM197 253V252H196ZM215 253V252H214ZM230 253V252H229ZM239 253V252H238ZM253 253V254H254ZM112 254V255H113ZM119 257H121V255ZM172 254V253H171ZM187 253H184V255ZM195 254V252H194ZM210 254V253H208ZM213 254V253H212ZM218 254V253H216ZM231 254V253H230ZM229 254V255H230ZM256 254V253H255ZM260 253H258L259 255ZM75 255V256H74ZM78 255V256H77ZM105 255V256H106ZM110 255V257L112 256ZM117 255V256H118ZM181 255V254H180ZM183 255V254H182ZM188 255V254H187ZM197 255V254H196ZM199 255V254H198ZM203 255V254H202ZM226 255V254H225ZM228 255V254H227ZM226 255V256H227ZM246 255V256H245ZM256 257H261L260 256ZM264 255V253H263ZM262 255V258L264 256ZM126 256V254H125ZM128 256V255H127ZM175 256V255H174ZM194 256V255H192ZM200 256V255H199ZM235 256V255H234ZM255 256V255H254ZM253 256V257H254ZM104 257V256H102ZM115 257V256H114ZM225 257V256H224ZM223 257V258H224ZM107 258V256L105 257ZM201 258V257H200ZM206 258V257H204ZM221 258V257H220ZM227 258V257H225ZM97 259V258H96ZM95 259V260H96ZM104 259V258H103ZM109 259V258H107ZM113 259V258H112ZM126 259V258H125ZM124 259V260H125ZM174 259V258H173ZM243 259V258H241ZM239 260L243 262L242 260ZM252 259V255L250 258ZM256 258L254 257V260ZM8 260H14V261H8ZM65 260V261H64ZM74 260V259H73ZM101 260V259H100ZM111 260V259H110ZM108 260V262L110 261ZM119 260V259H118ZM146 260V259H145ZM244 260V259H243ZM247 260V257L246 259ZM52 262L53 264L55 262ZM123 261V260H122ZM220 261V260H219ZM238 261V259L236 260ZM250 260H248L249 262ZM252 263H245V264H254L253 259L251 260ZM257 261V260H255ZM260 261V260H259ZM264 261V259H263ZM11 262V263H10ZM67 262V263H70ZM76 262V261H75ZM86 261H83V263ZM107 262V263H108ZM125 262V261H124ZM216 262V261H215ZM223 262V261H221ZM224 262H227L224 261ZM231 262V261H230ZM235 262V261H234ZM258 262V261H257ZM262 262V261H261ZM62 263V262H61ZM66 263V262H65ZM66 263V264H67ZM82 263V264H83ZM106 263V262H105ZM104 263V264H105ZM106 263V264H107ZM229 263V262H227ZM226 263V264H227ZM256 263V262H255ZM73 264V263H72ZM77 264V263H76ZM86 264V263H85ZM170 264V263H169ZM219 264V262H218ZM221 264V263H220ZM236 264H240L239 262ZM259 264V263H258ZM263 264V263H261Z\"/></svg>",
	"mask_w": 264,
	"mask_h": 264
}]
</instances>
